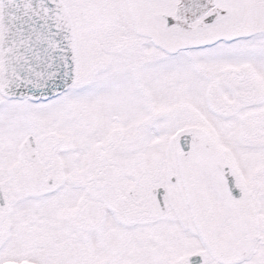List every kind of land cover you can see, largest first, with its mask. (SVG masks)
I'll use <instances>...</instances> for the list:
<instances>
[{
    "label": "snow or ice",
    "instance_id": "1",
    "mask_svg": "<svg viewBox=\"0 0 264 264\" xmlns=\"http://www.w3.org/2000/svg\"><path fill=\"white\" fill-rule=\"evenodd\" d=\"M0 264H264V0H0Z\"/></svg>",
    "mask_w": 264,
    "mask_h": 264
}]
</instances>
